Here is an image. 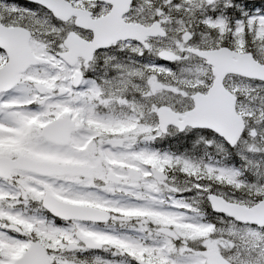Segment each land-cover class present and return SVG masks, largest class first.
Wrapping results in <instances>:
<instances>
[{
  "label": "snow or ice",
  "instance_id": "obj_1",
  "mask_svg": "<svg viewBox=\"0 0 264 264\" xmlns=\"http://www.w3.org/2000/svg\"><path fill=\"white\" fill-rule=\"evenodd\" d=\"M0 264H264V0H0Z\"/></svg>",
  "mask_w": 264,
  "mask_h": 264
}]
</instances>
